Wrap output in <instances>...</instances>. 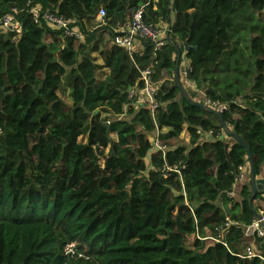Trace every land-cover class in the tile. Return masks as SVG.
<instances>
[{
	"label": "trees",
	"instance_id": "obj_1",
	"mask_svg": "<svg viewBox=\"0 0 264 264\" xmlns=\"http://www.w3.org/2000/svg\"><path fill=\"white\" fill-rule=\"evenodd\" d=\"M145 5L146 24L169 25L180 72L204 95L191 100L227 105L222 119L184 99L172 45L145 42L131 56L112 44ZM46 12L83 41L44 23ZM9 14L23 34L0 29V264H264V239L261 258L245 256L259 195L251 207L236 138L264 178V0H0V20ZM148 67L154 115L128 100ZM157 131L167 163L181 166L168 179ZM227 219L241 226L220 242L204 236Z\"/></svg>",
	"mask_w": 264,
	"mask_h": 264
},
{
	"label": "built area",
	"instance_id": "obj_2",
	"mask_svg": "<svg viewBox=\"0 0 264 264\" xmlns=\"http://www.w3.org/2000/svg\"><path fill=\"white\" fill-rule=\"evenodd\" d=\"M147 5L140 7L133 13L132 20L127 26L116 31L117 34L112 43L113 45L127 51L131 56H134L135 54L143 55V43L145 42H152L156 45V48L159 49L165 43L163 39H165L169 32V25L165 22H160L156 26L146 24L145 9ZM40 11V7L36 6L30 12V14L32 13L33 18L36 21H39ZM104 16L105 10L101 9L99 11L97 20L99 22H102ZM41 20L53 29H64L66 34L70 37L79 39L81 41H83L84 39L77 28H70L72 21L66 20L62 16L56 15L51 12H46L43 14V18ZM0 29H2L4 32H13L18 36L23 34V25L16 19L15 15L13 14L6 15L0 20ZM140 77L143 82L142 87L140 89L134 88L133 90H130L128 93V100L135 106V108H138V106H146L154 115L158 107L156 96L158 95L159 86L154 79L153 69L151 67L142 69L140 71ZM189 84L191 87L194 86L192 82H189ZM205 105L219 111L220 113H223L227 110V105L220 104L219 102L213 101L211 99H207ZM209 134L212 135V132L208 133V135ZM201 135L204 136V134L202 133ZM151 142L153 144V153L162 152L163 154L162 158L164 160V164L162 167V172L165 179H168L172 173L180 174L181 166L179 164L170 165L167 163L166 154L169 151V147L163 144L158 131L152 138ZM239 170L240 174L238 176V181H250V164L248 163L245 166L239 167ZM262 194L264 196V191ZM262 194L257 196L262 202L257 208L260 217H257L251 225L254 227L253 242L246 249L245 256L249 259L255 257L261 258V253L257 250L256 243L258 240L264 239V229L262 228V223H264V197H262ZM232 195L233 192L230 193V196ZM240 226L241 225L238 222L227 219L223 227L216 229V232H213L215 236L212 239L220 242L232 227L239 228ZM76 253L77 251L74 244H70L65 248V254L70 258H74L76 256Z\"/></svg>",
	"mask_w": 264,
	"mask_h": 264
},
{
	"label": "water",
	"instance_id": "obj_3",
	"mask_svg": "<svg viewBox=\"0 0 264 264\" xmlns=\"http://www.w3.org/2000/svg\"><path fill=\"white\" fill-rule=\"evenodd\" d=\"M163 41H165L166 43L172 45L177 52V62H176V66H175V80L177 83V86L180 88L182 96L184 97V99L191 105H196L198 107H200L201 109L212 113L214 115H216L217 117H219L220 119H222V113H220L217 110H214L212 108H210L209 106L202 104V103H196L193 102L191 100V98L188 95V92L186 90V88L183 86L181 80H180V63H181V59H182V53L181 50L179 49V47L173 43V41L171 40L170 34L168 32L167 36L165 37V39H163ZM104 126L108 129L109 132V123H104ZM224 127V131L227 135L232 136L233 133L231 132L230 128L224 123L223 124ZM241 143L242 145L247 149L248 152V156H249V164H250V168H251V173H250V183L252 185V190H253V194L251 195L250 199H249V204L251 207H253V200L254 197H256L257 195H261L264 191V178L261 176H256V172H255V164H254V160H253V156L250 152V150L245 146V144L243 143V141L237 136L236 137ZM262 197L263 194H262ZM254 211L257 214V217H260L257 208H254ZM262 228L264 229V223H262ZM247 237H253L254 236V227L253 226H249L247 233H246ZM261 248H264V242L261 245Z\"/></svg>",
	"mask_w": 264,
	"mask_h": 264
},
{
	"label": "rangeland",
	"instance_id": "obj_4",
	"mask_svg": "<svg viewBox=\"0 0 264 264\" xmlns=\"http://www.w3.org/2000/svg\"><path fill=\"white\" fill-rule=\"evenodd\" d=\"M157 1L158 0H154L155 3H157ZM106 42H110V39H109L108 36L105 37V43ZM184 62H185L184 65L186 67L187 64H188V62H187V60H184ZM180 80L183 83V85L186 87L187 92L190 91L191 94H193V93H196L197 94V96H196L195 99L201 100L203 98V96H204L203 93L201 91L197 90V88L195 90L193 87H191L190 84H189V82H188V80H186V78H184V76L182 75V72H180ZM181 141H182V143L184 145H188V141L189 140H188V136H187L186 133L184 135H182ZM207 235L209 237H211V238H214V236H215L213 233H210V231H207V234L204 233V236H207Z\"/></svg>",
	"mask_w": 264,
	"mask_h": 264
},
{
	"label": "crops",
	"instance_id": "obj_5",
	"mask_svg": "<svg viewBox=\"0 0 264 264\" xmlns=\"http://www.w3.org/2000/svg\"><path fill=\"white\" fill-rule=\"evenodd\" d=\"M237 192H238V189L235 192H233V195L232 196L236 197L237 200H239V197H238ZM254 203H255V208H258L262 202H261L260 198L257 197L255 199ZM247 242L249 243V245H251L252 242H253V237H248Z\"/></svg>",
	"mask_w": 264,
	"mask_h": 264
}]
</instances>
